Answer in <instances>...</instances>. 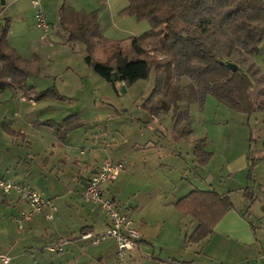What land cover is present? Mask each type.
I'll return each mask as SVG.
<instances>
[{"label":"crops","instance_id":"0c3cea01","mask_svg":"<svg viewBox=\"0 0 264 264\" xmlns=\"http://www.w3.org/2000/svg\"><path fill=\"white\" fill-rule=\"evenodd\" d=\"M5 1L3 5L0 0V24H4V18L10 20L8 42L24 59L55 57L63 47H67L68 35L61 27L64 6L79 11H98L101 32L110 39L120 40L130 35H141L151 28L146 21L137 22L134 16H120L128 6L127 0H38L39 7L44 11L49 23L48 30L37 25L35 0ZM80 50L83 51L81 47ZM81 56L85 57L83 54ZM256 58L257 56L255 62ZM256 64L259 67V79L263 82V89H260L262 99L257 96L259 100L256 101L262 103L264 73L257 62ZM167 65L170 63L165 65L166 70ZM92 69L89 66L90 74L87 77L93 74ZM1 70L0 62V176L41 191L56 206L54 219L47 217L51 211L48 208L44 213L24 221L23 229L19 230L16 218L20 217L21 211L28 210V203L17 193H0V249L12 257L10 264H116V245L113 240L95 244L92 240L82 238L85 233L100 234L109 227V219L102 206L86 202L82 191L86 180L99 169L104 160L99 157L101 148L107 149L112 144L120 145V142L127 144L128 150L122 157L106 159L123 162L126 168L117 179L105 185V195L120 205L141 233L137 249L132 253L128 264H180V259L182 264H264V204L256 210L255 218L249 214L259 200L257 194L260 188L257 187L260 185L257 182L256 169L260 161L249 154L252 142L249 144L250 150H247L246 133L240 136H243V140L240 139V147L233 148V142L229 141L226 147H222L224 152L218 148L213 149L214 141L222 140L224 133L206 136L202 148L215 151L214 158L217 159L221 154L222 161L217 167V173L211 172L216 162L212 160L206 167L201 168L204 176L200 175L197 171L199 168L192 166L185 158L188 154L189 158L195 159L196 140L200 137H178L174 132L173 113L168 110L167 105L163 104L162 112L157 115L154 113L156 103H147L154 87L153 71L152 86L150 83L147 85L149 88L143 105L140 106L144 117L139 118V124L144 126H137L139 130L132 136L136 138L132 139L131 135L125 132L117 137L106 127V133L99 136L96 140L98 143L91 147L93 151L88 157H83L86 155L84 151L82 156H76L71 154L68 142L72 132L66 141L61 140L54 128L43 124L46 121H54L51 111L44 110L37 114L33 108L39 100H43L41 107L50 109L51 98L41 95L38 99V91L34 86L17 87L1 82ZM167 73L168 84L172 73L169 74L168 70ZM83 82L84 80L81 82L82 87ZM183 84L188 85L189 81ZM121 86L122 84L118 83L117 89ZM257 87L255 82L256 92ZM93 101L96 102L94 99ZM187 106L190 110V105ZM42 113H45L44 118L37 116ZM83 114L84 112L78 109L77 115L74 116H79L86 122ZM124 114L116 110L107 116L114 118ZM167 118L168 122L165 120ZM241 121L244 123L247 120L243 117ZM254 137L260 140L264 138V133H253L250 139L253 141ZM184 139L189 140L187 152L180 148V145L187 142ZM173 155L177 156L179 162L169 164ZM252 164L255 165L254 181L249 182ZM68 169L72 170L70 183L66 179ZM237 172H241L239 178L236 176ZM191 175L195 176L193 182ZM232 177H236V187H240V190H234L232 184L228 183ZM199 180L206 181L207 184L196 182ZM57 183L63 185V193L58 192ZM248 186L253 187V201L244 194ZM197 189L215 190L221 195L233 191L230 196L235 204V209L227 213L216 226L215 232L199 243L187 241L198 223L176 208V203L181 198ZM67 193L71 198L68 203L62 205L61 198ZM141 194L143 197H139ZM243 213H247L249 219ZM170 217L177 219L176 226L172 224ZM184 224L187 230L185 236ZM65 240L68 244L65 245L63 253H54L58 254L56 257L46 255L47 245Z\"/></svg>","mask_w":264,"mask_h":264},{"label":"trees","instance_id":"16d2710c","mask_svg":"<svg viewBox=\"0 0 264 264\" xmlns=\"http://www.w3.org/2000/svg\"><path fill=\"white\" fill-rule=\"evenodd\" d=\"M127 2L120 16L148 21L151 28L142 35L121 40L102 34L98 11L62 8L61 27L68 35L67 42L85 46V62L96 74L115 89L118 83L127 89L140 80L149 79L154 71V87L147 103H156L154 113L157 115L162 112V105H167L173 113L174 132L180 138L192 135L194 123L190 110L183 104L199 102L203 105L209 94L235 111L264 114V102L258 103L255 99L254 77L239 63L241 60H246L247 64L252 62L251 71L255 66L259 70L254 59L264 43V0ZM10 28L9 19L0 24L1 82L22 87L40 60L19 55L8 42ZM230 61L239 66L236 72L227 66ZM167 63L173 67L168 84ZM184 78L190 79L188 85L183 84ZM49 93L51 90L45 96ZM70 117L65 124L54 121L43 124L54 128L59 138L66 141L75 128L85 125L80 117ZM204 143L203 138L196 140L194 153L202 164L211 158V153L202 148ZM254 166L252 164L249 170V182L254 181ZM244 194L253 201V187L248 186ZM176 208L198 223L187 241L199 243L215 232L227 213L235 209V204L230 194L197 189L181 198ZM243 215L249 219L247 213Z\"/></svg>","mask_w":264,"mask_h":264},{"label":"rangeland","instance_id":"374dc122","mask_svg":"<svg viewBox=\"0 0 264 264\" xmlns=\"http://www.w3.org/2000/svg\"><path fill=\"white\" fill-rule=\"evenodd\" d=\"M135 19L137 22H144L138 21L137 18ZM3 21V23H5L6 18H4ZM146 22L149 24L148 21ZM131 36L139 35H130L126 38ZM80 47L83 49V51L80 50ZM84 47L85 46L80 43H68L67 47H63L61 49V52L55 57L44 59L40 58V61L36 65V69L29 75L24 86H34V89L38 91L36 92L38 94V99L41 95L44 96L48 89L51 90V93L47 94V96L52 100V106H49L50 109H44V107H41V103L43 102V100H37L38 103L33 108L36 110L37 114L43 112L44 110H50L55 123L65 124L66 119L71 118L70 116L77 115L78 109H81L84 112L83 115L85 116V120L87 122H85V127L75 128L70 134L68 142L71 146V154L82 156L81 153L82 151H84L86 152V155H83V157H88L93 151V148L91 147L95 146V144L98 143V141L96 140L100 138L99 136H103L104 133H106V127H108L109 132H114L117 137L118 135H121L123 132H125L126 134L131 135L132 139L136 138L135 136H132L133 133L138 132L139 128L137 126H144V124H139L140 119H143L144 117L143 110H141L140 106L143 105V100L145 98L144 96L149 88V86L147 87V85L150 83V86H152V84L150 77L149 79L140 80L134 83L132 86L127 88L126 91H123V87L125 86H121V88L115 89V87L111 83L107 82L95 72H93V74L91 73V77H87V75L90 74L88 70L89 65L85 62V57L81 56V54H83L84 56L86 55V48ZM239 58H236L237 61H239ZM230 62L235 63L233 61ZM256 62L261 67L264 73V43L261 46V53L257 56ZM239 63L243 68H246L247 71H249V73L255 79V82L258 86L257 92L256 90H254L255 99H262V93L260 92V89H263V82L259 79V70L255 66V68H253V70L251 71L252 68L249 66H252V62H249L247 64L246 60H241ZM172 69V66L167 65L169 74H173ZM92 71L94 70L92 69ZM82 80H84L83 87L81 84ZM188 81L190 82L189 78H185L183 80V82L185 83ZM257 96L259 99L257 98ZM64 99H67L68 101H65ZM93 99L96 100V102H94ZM183 106H185V108H188L186 104H183ZM30 108L32 109V107ZM116 110H120V112L125 114L123 116H114V118H109V115L107 116L108 113L115 112ZM190 113L195 119V123L193 124V135L190 136V139H192V137H200L205 139L206 141V136H209V134H212L214 136V134L221 135L222 133H224L222 140L218 142L214 141L213 149L215 150L216 148H218V150H222V152H224L225 149H223L222 147H226L229 141L233 142V148H238L240 147V139L243 140V136L240 138L241 134L244 135V133H246V136L248 135L246 148L247 150H250L249 144L250 142H252L249 154L252 158L260 161V164L256 169V178L258 185H260V187H257L260 188L259 193L257 194L259 196V200L256 206L251 210V213L249 211V214L252 215V218H255L256 210L262 204H264V161L261 162V160L264 159V138H260L259 140L257 137H254L252 141V138L250 139V137L251 134L253 135V133L260 135L264 133V114L261 112H255L251 115H248L246 113L235 111L229 106L220 103L216 97L210 94L207 95L203 105L199 102L191 103ZM44 114L45 113H42L41 115L37 116L44 118ZM243 117H245V119L247 120L244 123L241 121ZM165 120L166 122H168L169 118ZM226 135H228V137ZM246 136L244 137V140ZM184 141L187 142L180 145V148H184L187 152V150L189 149V140L184 139ZM256 141H259V143H257ZM260 142L262 145L260 144ZM126 150H128V145L125 143L120 142V145L112 144L109 145L107 149L101 148V150L99 151V157L102 158V160H105L106 158L117 159L119 157H122ZM204 150L211 153V158L206 163L202 164L200 163V161H197V157L195 156V154V159L191 157L189 158L188 154L185 155L187 162L192 164V166L199 168L197 170L198 173L204 176L201 168L206 167L212 160L216 161L213 168H211V172H213V174L217 173L219 170L217 167L222 161V155L220 154L218 156L219 158L217 159L214 158L216 153L215 151L213 152L207 149ZM173 156H170L171 159L169 160V164H176L177 162H179L177 156ZM71 174L72 170L68 169L66 173V179L68 183H70L71 181ZM236 176L237 178H239L241 176V172H237ZM190 177H192V175ZM193 177L195 178V176ZM193 177L191 178V182H193ZM196 182L207 184L206 181L199 180ZM228 183L232 184V188H234V190H240V187H236L238 184L236 177H232ZM57 185L58 192L63 193V185H60L59 183H57ZM261 189L263 190L261 191ZM231 192L233 191H229L227 194H232ZM235 192L236 191H234V193ZM56 196L57 198H59L58 193L56 194ZM66 196L61 198L62 205L68 203L71 198V195H68V193L66 194ZM139 197H143V194H141ZM126 203L129 204V202ZM246 206L247 205H245V208ZM122 207L124 208L123 205ZM170 218L172 224L176 226L177 219L175 217ZM185 227L186 226L184 224V236L187 232ZM45 253L47 256L48 254L53 255V257H56L58 255L51 252ZM0 254L6 253L5 251L0 249ZM180 260V264H182V259Z\"/></svg>","mask_w":264,"mask_h":264},{"label":"built area","instance_id":"2783aa9c","mask_svg":"<svg viewBox=\"0 0 264 264\" xmlns=\"http://www.w3.org/2000/svg\"><path fill=\"white\" fill-rule=\"evenodd\" d=\"M34 5L37 7L35 14L37 25L44 30H48L49 23L46 20L44 11L39 7L40 2L35 0ZM125 168L123 162L105 159L99 169L86 180L82 191L83 199L86 202L101 205L109 219L108 230L100 234L85 233L82 238L92 240L95 244L104 240H113L116 245V264L129 263V259L132 253L136 251L141 238V233L135 227L133 220L115 200L105 195V185L109 181L117 179ZM0 193L6 195L17 193L22 200L28 203V210L21 211L20 217L16 218L19 230L23 229L24 221L32 219L37 214L44 213L48 208L51 211L47 214V217L54 219L56 211L54 202L46 198L41 191L29 185L0 176ZM66 244H68L66 240L52 243L47 245L45 249L51 253H63ZM0 261L3 264H10L12 257L0 254Z\"/></svg>","mask_w":264,"mask_h":264},{"label":"water","instance_id":"95a60500","mask_svg":"<svg viewBox=\"0 0 264 264\" xmlns=\"http://www.w3.org/2000/svg\"><path fill=\"white\" fill-rule=\"evenodd\" d=\"M2 4L5 5L6 1L5 0H1ZM227 66L233 71V72H236L238 69H239V66L235 63H232V62H229L227 63ZM116 78L115 80L118 81V74L116 73L115 74ZM123 91H126V88L124 87L123 88Z\"/></svg>","mask_w":264,"mask_h":264}]
</instances>
